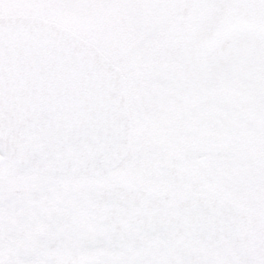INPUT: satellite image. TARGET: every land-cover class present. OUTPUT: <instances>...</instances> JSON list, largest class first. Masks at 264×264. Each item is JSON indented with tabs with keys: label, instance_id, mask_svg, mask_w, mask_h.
I'll list each match as a JSON object with an SVG mask.
<instances>
[{
	"label": "snow or ice",
	"instance_id": "snow-or-ice-1",
	"mask_svg": "<svg viewBox=\"0 0 264 264\" xmlns=\"http://www.w3.org/2000/svg\"><path fill=\"white\" fill-rule=\"evenodd\" d=\"M0 264H264V0H0Z\"/></svg>",
	"mask_w": 264,
	"mask_h": 264
}]
</instances>
